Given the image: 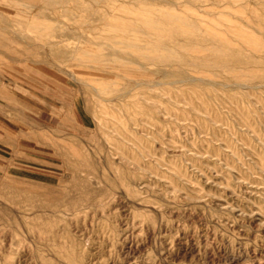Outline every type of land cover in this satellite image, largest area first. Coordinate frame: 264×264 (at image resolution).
I'll return each mask as SVG.
<instances>
[{"label": "rangeland", "instance_id": "1", "mask_svg": "<svg viewBox=\"0 0 264 264\" xmlns=\"http://www.w3.org/2000/svg\"><path fill=\"white\" fill-rule=\"evenodd\" d=\"M262 86L264 0H0V264H264Z\"/></svg>", "mask_w": 264, "mask_h": 264}, {"label": "bare ground", "instance_id": "2", "mask_svg": "<svg viewBox=\"0 0 264 264\" xmlns=\"http://www.w3.org/2000/svg\"><path fill=\"white\" fill-rule=\"evenodd\" d=\"M73 2V1H72ZM71 3V2H70ZM85 7V6H84ZM83 6H82V8H84ZM89 9H90V7H89ZM80 10H81V8H80ZM84 10H86L87 11V7L84 9ZM191 19V18H190ZM59 27V26H58ZM261 31V30H260ZM184 43V42H183ZM203 43V42H202ZM64 50V49H63ZM247 53V52H246ZM64 54V53H63ZM251 55V54H250ZM263 55V54H262ZM164 67H166V66H164ZM167 68V67H166ZM168 69V68H167ZM167 71V70H166ZM188 76V75H187ZM192 81V80H191ZM203 81V80H202ZM198 82H200L199 81V79H198ZM216 85V84H215ZM235 85V84H234ZM223 87V86H222ZM227 87V86H226ZM229 87V86H228ZM242 87H245L244 85H241V88ZM262 87H264V86H262ZM248 88V87H247ZM257 88V87H256ZM216 125V124H215Z\"/></svg>", "mask_w": 264, "mask_h": 264}]
</instances>
